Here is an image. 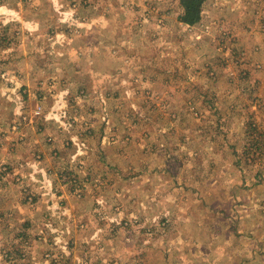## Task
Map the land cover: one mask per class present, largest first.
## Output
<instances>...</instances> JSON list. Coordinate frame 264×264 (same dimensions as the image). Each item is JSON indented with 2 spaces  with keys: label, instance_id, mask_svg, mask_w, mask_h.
<instances>
[{
  "label": "rangeland",
  "instance_id": "1",
  "mask_svg": "<svg viewBox=\"0 0 264 264\" xmlns=\"http://www.w3.org/2000/svg\"><path fill=\"white\" fill-rule=\"evenodd\" d=\"M181 13L0 0V136L65 135L41 178L0 147V264H264V0Z\"/></svg>",
  "mask_w": 264,
  "mask_h": 264
},
{
  "label": "crops",
  "instance_id": "2",
  "mask_svg": "<svg viewBox=\"0 0 264 264\" xmlns=\"http://www.w3.org/2000/svg\"><path fill=\"white\" fill-rule=\"evenodd\" d=\"M28 84L29 83L25 82L23 86L28 85ZM23 89H24V93L30 92V90H26L25 88ZM41 98L43 97L41 96V93H40L37 95V100H40ZM37 105H41V102L37 103ZM2 109L3 108L0 106V111ZM9 110L11 111V106ZM51 115H54L55 117L57 116L54 114V112H51V110L48 109L47 113H44V115H42L36 120L35 122L36 126L45 127L44 129H38V130H41L39 132L25 130V133H23L22 129L24 128H21L18 134H13V132L10 133L9 131H6L5 134H2L0 136V145H2L0 146L1 152L6 154L7 157H15V158H9V160H13V163L12 164L8 163L7 168L13 169V170L8 171L7 173L8 176L14 170L23 171V170H27L28 167H31V169L34 170V173H32L34 175V178H41L39 177V175L43 174L45 169H49V170L52 169L50 168L51 162L49 160V155L54 154L56 156V151H59L56 145L59 143V139L64 137L65 135L64 134L62 135L59 131L58 132L54 131L52 133L50 132V129L55 127V124L52 122V120H55V117L53 116L52 118ZM58 118L59 116L57 117V119ZM50 125L52 126V128L50 127ZM12 129L14 128L12 127ZM53 134H56L57 136ZM48 137L50 139H47ZM16 138H18L21 141L18 143L16 142V144H11L12 141H15L14 139ZM50 141H52V143H49ZM10 145L14 146V149L9 148ZM29 149L32 150L33 152L39 151V153H41L42 161L35 162L33 161V159L28 158L27 155L29 154L28 152ZM8 152L10 153L8 154ZM2 160H3V157L0 156V162H2ZM42 163H44V165H42ZM79 262L80 260H76V264H78ZM97 263L102 264V261H97Z\"/></svg>",
  "mask_w": 264,
  "mask_h": 264
},
{
  "label": "trees",
  "instance_id": "3",
  "mask_svg": "<svg viewBox=\"0 0 264 264\" xmlns=\"http://www.w3.org/2000/svg\"><path fill=\"white\" fill-rule=\"evenodd\" d=\"M205 2L206 0H180L182 13L179 16V21L187 26L197 24L202 18Z\"/></svg>",
  "mask_w": 264,
  "mask_h": 264
},
{
  "label": "built area",
  "instance_id": "4",
  "mask_svg": "<svg viewBox=\"0 0 264 264\" xmlns=\"http://www.w3.org/2000/svg\"><path fill=\"white\" fill-rule=\"evenodd\" d=\"M35 115H39V112H35Z\"/></svg>",
  "mask_w": 264,
  "mask_h": 264
}]
</instances>
